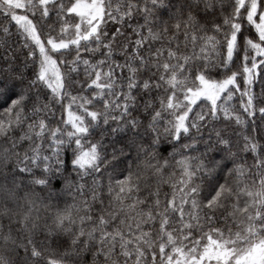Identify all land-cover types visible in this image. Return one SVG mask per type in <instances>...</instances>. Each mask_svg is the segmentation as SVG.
<instances>
[{
    "label": "snow or ice",
    "instance_id": "6c2138e0",
    "mask_svg": "<svg viewBox=\"0 0 264 264\" xmlns=\"http://www.w3.org/2000/svg\"><path fill=\"white\" fill-rule=\"evenodd\" d=\"M0 264H264V0H0Z\"/></svg>",
    "mask_w": 264,
    "mask_h": 264
},
{
    "label": "trees",
    "instance_id": "16d2710c",
    "mask_svg": "<svg viewBox=\"0 0 264 264\" xmlns=\"http://www.w3.org/2000/svg\"><path fill=\"white\" fill-rule=\"evenodd\" d=\"M237 103H238V101H237Z\"/></svg>",
    "mask_w": 264,
    "mask_h": 264
}]
</instances>
